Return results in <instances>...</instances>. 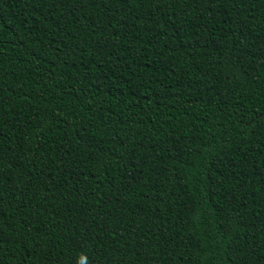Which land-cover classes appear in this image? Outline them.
Here are the masks:
<instances>
[{
    "label": "trees",
    "instance_id": "16d2710c",
    "mask_svg": "<svg viewBox=\"0 0 264 264\" xmlns=\"http://www.w3.org/2000/svg\"><path fill=\"white\" fill-rule=\"evenodd\" d=\"M0 264H264V0H0Z\"/></svg>",
    "mask_w": 264,
    "mask_h": 264
}]
</instances>
